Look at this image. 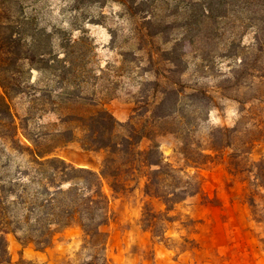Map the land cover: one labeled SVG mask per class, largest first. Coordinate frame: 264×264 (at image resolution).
Here are the masks:
<instances>
[{
  "label": "trees",
  "instance_id": "1",
  "mask_svg": "<svg viewBox=\"0 0 264 264\" xmlns=\"http://www.w3.org/2000/svg\"><path fill=\"white\" fill-rule=\"evenodd\" d=\"M91 1L118 2L123 10L120 18L130 22L138 19L146 26L142 37L182 29L183 36L167 50L168 61L175 68L183 63V54L196 50L202 51L204 62L212 68L214 50L210 48L222 41L226 47L224 56L238 58L231 73L240 83L264 56V0ZM163 2L167 9L174 3L169 13H160ZM181 9L182 20H168L179 17ZM50 17L44 0H0V264H11L10 235L23 245L45 250L73 227L84 233L83 248L91 252L92 259L88 264H109L105 254L108 234L103 228L111 220V198L105 184L114 195L136 194L140 190L149 199L143 206L141 227L164 239L170 238L168 233L178 221L173 215L176 207L203 190L202 177L190 168L197 170L221 158L231 175L247 173L264 189V158L251 162L247 157L261 138L240 136L238 126L216 128L206 146L195 147L189 140L193 130L187 125L191 123L181 120L185 111L180 108V93L175 88L165 87L160 100L128 122L119 121L106 104H93L86 116L75 112L74 106L83 98L81 87L86 79L78 92L70 88L79 75L86 74L89 35L87 28H80L77 30L82 34L76 38V17L71 26L63 22L51 24ZM90 21L103 23L95 18ZM248 30H253L251 45L243 43ZM111 36L116 47L120 35L111 28ZM138 50L146 48L140 46ZM134 52L133 48L123 50L124 63L136 62ZM35 71L55 78L51 82L56 81L62 91L57 92L50 84L40 86L41 80H34ZM20 96L29 100L27 116L22 119L11 104ZM263 97L260 94L252 99ZM191 98L204 99L208 105L212 101L207 93L203 97L193 93ZM58 100L73 102L69 119L63 122L69 125L66 132L32 130L31 122L44 116L47 105L54 112ZM144 115L154 119L140 125L136 118ZM78 129L82 136L77 135ZM167 133L184 140L185 148L175 149L182 157V166L169 161L162 150L159 137ZM74 141H80L90 151L105 152L100 172L78 168L54 154ZM144 141L149 143L145 148ZM150 200H158L164 209L158 210ZM21 264L30 263L22 260Z\"/></svg>",
  "mask_w": 264,
  "mask_h": 264
},
{
  "label": "rangeland",
  "instance_id": "2",
  "mask_svg": "<svg viewBox=\"0 0 264 264\" xmlns=\"http://www.w3.org/2000/svg\"><path fill=\"white\" fill-rule=\"evenodd\" d=\"M44 2L53 20L51 24L63 22L71 26L76 17V38L82 34L81 30H77L80 28H87L89 35L86 74L83 77L78 74L70 88L71 92H78L80 83L86 79L81 87L83 98L74 106L75 112L86 116L93 104H106L119 121L128 122L137 112L143 114L160 100L161 90L165 87L175 88L180 93V108L185 111L181 120L191 123L187 125L193 130L189 140L195 147L206 146L216 128L238 126L240 136L261 138L247 155L249 160L258 162L264 158V97L263 100L252 99L264 94V56L240 83L231 73L238 58L224 56L226 47L222 41L210 48L214 50L212 68H208L209 63L204 62L203 53L199 50L183 54V63L175 68L168 61L167 50L183 36L182 29H172L170 33L147 38L142 37L146 32L142 22L138 19L130 22L118 16L123 10L116 1ZM173 4L171 2L167 9V4L163 2L160 13H169ZM178 16L168 20H182V9ZM93 18L103 23L93 24L90 21ZM111 28L120 35L116 47L112 44ZM244 35L243 43L251 45L253 30L245 31ZM140 46L146 50L139 51ZM127 48L135 50L136 62L124 63L121 53ZM52 79L55 78L49 74L34 72V80H41L40 86L50 84L61 92V87L56 81L51 82ZM193 93L200 97L207 93L212 101L208 105L204 99L191 98ZM58 102L54 112L52 106L47 105V112L42 113L44 116L41 119L32 121L30 128L37 132H66L69 125L63 122L69 119L67 117L72 112L69 107L73 102ZM11 104L19 118L27 116L29 100L26 97H17ZM153 119L144 115L136 121L144 125L147 120ZM76 133L82 136L80 129ZM159 141L169 161L184 165L182 157L175 152V149L185 148L184 140L167 133L160 136ZM148 144L144 141L142 147ZM54 154L78 168L97 172L101 171L105 158L104 151L85 149L80 141L62 146ZM190 171L200 174L203 190L176 207L173 215L178 221L172 225L169 239L155 237L141 227L143 206L149 199L144 198L140 190L136 194L114 195L105 184L104 189L111 198V220L103 228L108 234L105 254L109 264H264V189L258 187L247 173L231 175L221 158L197 170L190 168ZM150 201L158 210L164 209L158 200ZM83 245L84 233L78 227L66 230L45 250L23 245L15 236H9L11 264H21L22 260L30 264H88L92 260L91 252Z\"/></svg>",
  "mask_w": 264,
  "mask_h": 264
}]
</instances>
